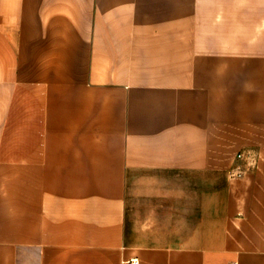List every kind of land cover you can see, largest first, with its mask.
<instances>
[{
	"label": "crops",
	"instance_id": "1",
	"mask_svg": "<svg viewBox=\"0 0 264 264\" xmlns=\"http://www.w3.org/2000/svg\"><path fill=\"white\" fill-rule=\"evenodd\" d=\"M133 258L264 264V0H0V264Z\"/></svg>",
	"mask_w": 264,
	"mask_h": 264
},
{
	"label": "built area",
	"instance_id": "2",
	"mask_svg": "<svg viewBox=\"0 0 264 264\" xmlns=\"http://www.w3.org/2000/svg\"><path fill=\"white\" fill-rule=\"evenodd\" d=\"M236 157H237V158L242 157V153H241V152L237 153ZM129 262H130L131 264H137V263H138V261H137L136 258L131 259Z\"/></svg>",
	"mask_w": 264,
	"mask_h": 264
}]
</instances>
